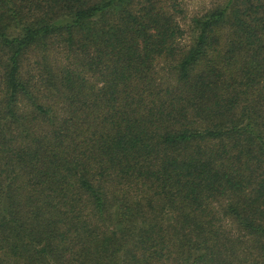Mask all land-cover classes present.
<instances>
[{
	"label": "trees",
	"instance_id": "1",
	"mask_svg": "<svg viewBox=\"0 0 264 264\" xmlns=\"http://www.w3.org/2000/svg\"><path fill=\"white\" fill-rule=\"evenodd\" d=\"M0 264H264V0H0Z\"/></svg>",
	"mask_w": 264,
	"mask_h": 264
},
{
	"label": "rangeland",
	"instance_id": "2",
	"mask_svg": "<svg viewBox=\"0 0 264 264\" xmlns=\"http://www.w3.org/2000/svg\"><path fill=\"white\" fill-rule=\"evenodd\" d=\"M189 9L193 11V9H205L214 4H216L220 0H185Z\"/></svg>",
	"mask_w": 264,
	"mask_h": 264
}]
</instances>
